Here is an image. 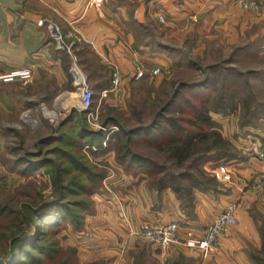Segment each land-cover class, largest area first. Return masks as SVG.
Returning a JSON list of instances; mask_svg holds the SVG:
<instances>
[{
    "label": "crops",
    "instance_id": "1",
    "mask_svg": "<svg viewBox=\"0 0 264 264\" xmlns=\"http://www.w3.org/2000/svg\"><path fill=\"white\" fill-rule=\"evenodd\" d=\"M49 26L58 28L67 43L74 44L77 61L92 76L89 85L100 93L110 87V63L120 70L128 94L140 83L132 80L136 64L145 73L158 66L174 73L185 67L187 54L204 60L213 48L220 47L246 55L257 51L264 57V0L258 14L242 10L233 0H0V72H31L27 82L0 83L2 124L19 117L27 94L48 89L53 94L75 87L71 55L56 47ZM52 96H41V100L48 102ZM69 96L56 100L55 117L69 109L60 107ZM108 100L110 96L102 95L100 103ZM216 119L234 153H228L224 167L208 165L215 168L208 170L215 174L219 187L197 192L192 206L183 205L171 190L149 188L146 176H132L113 157L107 158L116 172L107 180L113 193L103 192L97 198L85 231L71 238L83 260L133 264L135 256L144 251L152 264H168L180 255L192 264H252L248 253L261 245L259 228L264 218V192L257 187V176L264 171V161L257 158L264 142V121L260 127L239 128L234 116ZM233 202L239 205L238 225L227 228L219 247L206 256L181 245L154 247L127 230L147 222H174L179 225L180 238L189 232L201 238Z\"/></svg>",
    "mask_w": 264,
    "mask_h": 264
},
{
    "label": "rangeland",
    "instance_id": "2",
    "mask_svg": "<svg viewBox=\"0 0 264 264\" xmlns=\"http://www.w3.org/2000/svg\"><path fill=\"white\" fill-rule=\"evenodd\" d=\"M61 34L63 35L62 32ZM65 42L69 44L67 41ZM184 59L185 67L182 70L159 79H150V81L145 80L135 84L134 91L128 94H125V90L123 94L118 97L109 94L110 100H108V102L101 104L100 100L102 93L94 91V109L98 112L97 122L102 125L105 120H109L111 124L108 128H117V130L111 133L118 132L121 126L134 128L136 126L149 124L157 113L168 103L179 84L183 82L189 84L201 83L209 77L216 85L209 87V89H198L195 92L204 91L209 93L211 90L220 87L226 90L230 86L231 79L240 83L246 82L245 94H247V99L249 100L248 114L242 112L235 105H231L230 101H228V106L230 108L225 114L211 113L212 120L219 126L221 133V125L216 121L219 120L216 119L217 116L223 119L234 116L239 128L246 126H261V122L264 121V57L262 55L257 51L250 52L249 55H246L235 48L227 49L220 47L213 48L211 53L206 54L204 60L195 58L189 54L184 56ZM73 63L74 61H72V66ZM214 65H217V68H219V70L217 69L218 72L216 71L217 75H213L210 70L205 71V68ZM77 66L90 81L92 76L90 77L86 74L84 69L80 66L79 61H77ZM200 69L202 71H200ZM73 80L75 83V77H73ZM240 83L239 85L241 87ZM66 94H74L75 96L77 94L76 87L71 88L68 86L66 92L53 94H50L49 89L42 94H27L25 109L21 112L19 117L8 119L4 124L0 123V211H5V213L0 215V261L8 260V255L11 254V251H14L12 247L13 239L25 233L24 230L32 228V224L27 220H30L27 212L28 209L30 207L36 209L38 205L50 202L54 197L53 166L42 167V162L51 160L56 164H61L62 168H72L70 164L64 165V163H62V157L57 155L58 152L53 151L57 146L62 150H68V153L76 156L78 160L82 157L86 161L88 160L92 166H96L97 169L105 171L106 174L98 188L99 190L91 197L92 203L94 204L93 213L95 212L97 198L102 195L103 192H106V194L113 193L109 182H105V179L112 173L114 175L116 174L111 163H109L107 159L113 157V161H115V152L108 147L110 132H108L107 138L103 141V144L106 142V147H103L104 145L99 147L101 143L99 138L88 136L86 138L80 137L82 130L76 123L73 127V129H75L73 131L74 148L70 149L69 146H65V144L61 143L43 145L41 148L43 143L42 140L51 136L52 131L58 127L59 123L63 121L65 117L69 116L73 110L79 111V106L75 104L69 107L67 111L57 113L56 117L52 118L49 116L50 113L56 112L54 110L56 100H59ZM49 95L53 96L50 100H47L48 102L41 100V96ZM184 96L185 98L194 97L191 92L187 91L184 93ZM181 103L182 101L179 100L177 105L171 108L167 116L180 117V107L178 106ZM86 122L90 130H95L87 120ZM113 122L119 123V125H115ZM162 125H167L165 120L162 121ZM230 147L231 151L229 152L234 153V146L230 144ZM93 148H95V150ZM204 148L205 147H200L202 151ZM134 150L135 152L133 153L155 163L163 174L177 176L180 178L179 180L182 179L180 182L184 185L189 184L192 176L198 179L202 184L209 186V178L207 176H212L214 180L211 181L210 187L213 189L219 187V183L217 182L215 174L208 170L213 166L209 167L208 165L213 163L214 167H224L228 161L227 155H224L225 151L217 148L206 154L201 151V153L193 157L192 160L190 159L180 165L176 164L175 160L168 154L159 152L145 145L134 147ZM27 153L33 154V157H35H27ZM26 158L34 160L38 167H31L28 165L26 168L25 164L19 162V160ZM202 158H206L207 162L204 163L201 160ZM201 169L204 170L206 174L202 173ZM214 169L215 168H212V170ZM24 170H28L27 173L24 174ZM84 231L85 228L82 232ZM77 234L79 233H75L70 226H67L61 229L54 238L58 241L62 249L69 250L70 252L76 250V256L72 260L73 264L93 263L83 260L81 252L78 250L79 246L71 242L72 235ZM138 256L139 254L135 256L133 264H135ZM96 262L99 264H107L103 261ZM64 263L65 260L62 257L59 263L55 262L53 264Z\"/></svg>",
    "mask_w": 264,
    "mask_h": 264
},
{
    "label": "trees",
    "instance_id": "3",
    "mask_svg": "<svg viewBox=\"0 0 264 264\" xmlns=\"http://www.w3.org/2000/svg\"><path fill=\"white\" fill-rule=\"evenodd\" d=\"M217 69L219 70L217 65H214L205 68V71L210 70L213 75H217ZM200 71L202 70L200 69ZM239 83L231 79L230 86L226 90L220 87L209 93L195 92L198 89H209L216 85L209 77L201 83L183 82L179 84L171 99L157 113L151 123L134 128L121 126L118 132L110 134L108 147L114 150L116 163L132 176H146L149 188L158 192L171 190L183 205L192 206L197 192H207L213 189L210 184L214 178L208 175L209 186H206L191 176L189 184H185V186L180 182L182 179L163 174L155 163L133 153L135 152L134 147L145 145L156 149L168 154L179 165L200 154L202 151L200 147H205L202 151L204 154L216 150V148L225 151L224 155L232 154L229 152L231 143L223 137L219 126L213 122L211 113L225 114L230 108L228 106V101H230L231 105H235L242 112L248 114L249 100L245 94L246 82H241V87ZM186 91L191 92L194 97L185 98ZM179 100L182 101L178 106L180 107V117L167 116ZM94 106L93 102V108ZM163 120L167 125H162ZM76 123L82 130L80 137H97L101 142L99 147H102L101 145L109 133L90 130L85 114L73 110L70 116L61 121L58 127L52 131L51 136L42 140L41 148L43 145L52 143H61L69 146L70 149L74 148L73 131L75 129L73 127ZM113 123L119 125V123ZM110 124L109 120H105L102 126L108 128ZM58 147L53 151L58 152L57 155L62 157L64 165L70 164L72 168H62L61 164H56L51 160L42 162V167L53 166L55 194L50 202L37 204L36 209L31 207L28 209L30 220H27L32 224V228L24 230L25 233L22 232V235L13 239L12 247L15 253L13 264H53L59 263L62 257L65 260L64 264H73L72 260L76 256V250L70 252L62 249L54 237L67 226H70L75 233H81L85 228L86 218L93 214L94 204L91 197L99 190L106 174L105 171L92 166L88 160L86 161L82 157L78 160L76 156L70 155L68 150ZM26 156L33 157V154L27 153ZM201 160L204 163L207 162L206 158ZM19 162L25 164L26 168L28 165L38 167L36 162L30 158L21 159ZM27 171L24 170L23 173L25 174ZM201 172L206 174L202 169ZM3 213L5 211L1 210L0 215ZM259 233L261 238L259 249H252L248 253L252 264H264V218H262ZM8 258H10V254ZM135 264L152 263L147 260L143 251L137 257ZM168 264L192 263L188 258L180 255L170 260Z\"/></svg>",
    "mask_w": 264,
    "mask_h": 264
},
{
    "label": "built area",
    "instance_id": "4",
    "mask_svg": "<svg viewBox=\"0 0 264 264\" xmlns=\"http://www.w3.org/2000/svg\"><path fill=\"white\" fill-rule=\"evenodd\" d=\"M233 2L239 6L242 10L258 14L261 9V0H233ZM160 22H164L163 17L159 18ZM40 26L44 25V22L39 23ZM51 37L56 47L71 55L72 61H74L71 68V73L75 77L76 92L79 94V111L84 113L88 123L94 127L95 130L112 132L117 130L116 127L105 128L97 121L98 112L93 108V102L95 93L89 85L87 77L77 66V58L74 55V44H66L65 36H63L60 30L56 27H48ZM111 67V83L108 90L102 93L103 96L113 95L118 97L123 94L124 78L114 63L109 64ZM171 70L166 67L158 66L145 73L140 65H135L134 75L132 80L134 82H141L148 79H159L163 76H169ZM31 78L30 70L12 71L8 73L0 72V83L10 84L17 81L27 82ZM103 147H106L104 142ZM95 150V148H93ZM257 158L260 161H264V142L262 143ZM114 177L112 173L108 178L110 180ZM257 187L264 192V171L260 172L257 176ZM238 203L233 202L227 206V208L217 215L212 224L206 228L201 238H197L192 232H189L186 237H179V225L177 223H160V222H147L139 230H136L128 226V232L130 235L141 238L144 242L151 244L158 248H170L174 245H181L189 249L199 250L204 253V256L208 254L214 248H218L220 245V238L223 232L229 227H235L238 225V219L236 217Z\"/></svg>",
    "mask_w": 264,
    "mask_h": 264
},
{
    "label": "bare ground",
    "instance_id": "5",
    "mask_svg": "<svg viewBox=\"0 0 264 264\" xmlns=\"http://www.w3.org/2000/svg\"><path fill=\"white\" fill-rule=\"evenodd\" d=\"M79 94H76L75 96H74V94H72V96H69V97H67L65 100H63V102L61 103V105H60V107L61 108H69V107H71L72 105H77V106H79L80 105V101H79ZM59 111H61L60 109H59ZM52 118L53 117H55V114L53 113V114H49Z\"/></svg>",
    "mask_w": 264,
    "mask_h": 264
},
{
    "label": "water",
    "instance_id": "6",
    "mask_svg": "<svg viewBox=\"0 0 264 264\" xmlns=\"http://www.w3.org/2000/svg\"><path fill=\"white\" fill-rule=\"evenodd\" d=\"M15 261V253L11 251L10 258L8 260L0 261V264H13Z\"/></svg>",
    "mask_w": 264,
    "mask_h": 264
}]
</instances>
